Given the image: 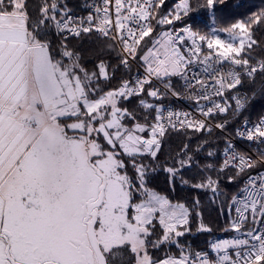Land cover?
Instances as JSON below:
<instances>
[{"label": "snow or ice", "instance_id": "6c2138e0", "mask_svg": "<svg viewBox=\"0 0 264 264\" xmlns=\"http://www.w3.org/2000/svg\"><path fill=\"white\" fill-rule=\"evenodd\" d=\"M227 6L93 0L78 16L67 0H0V264H264V112L251 119L264 104V57L253 55L264 9L208 32L184 23L198 11L215 22ZM93 33L96 49L69 43ZM106 51L118 65L98 59ZM133 61L136 74L109 87ZM229 112L239 123L218 164L211 149L209 162L196 160L208 140L160 161L170 132L223 133L230 121H211ZM161 171L166 191L151 184ZM225 177L243 182L229 195ZM177 180L209 191L234 234L202 250L181 243L194 221L198 233L213 229L198 197L173 200Z\"/></svg>", "mask_w": 264, "mask_h": 264}, {"label": "trees", "instance_id": "16d2710c", "mask_svg": "<svg viewBox=\"0 0 264 264\" xmlns=\"http://www.w3.org/2000/svg\"><path fill=\"white\" fill-rule=\"evenodd\" d=\"M92 0H67L68 6L73 9V11H83L86 5ZM176 0H166L167 7H171ZM227 8L223 11L217 13L215 22L211 17L204 11H198L190 14L189 18L185 19L184 23L191 24L195 29L200 30L201 32H208L211 28H221L233 23L237 20L245 19L247 16L251 15L253 12H259L261 9H264V0H227ZM167 8H165V11ZM177 27L180 25L177 24ZM254 37L259 44V47L254 48L253 55L257 58L264 57V25H258L255 28ZM222 38H224L222 36ZM55 39V38H54ZM70 45L83 49L85 52L91 49H96L102 46V42L99 38L93 33L91 36H82L79 39H70ZM98 59H104L108 61L111 65H118V51H106ZM94 61H89V67H92ZM138 63V62H137ZM137 68L132 65L130 72L125 71L123 67L118 68L115 72V78L108 85L109 87L118 86L121 79L130 78ZM174 86L179 90L180 81L173 80ZM261 84V77H257L256 84L253 86L256 89H259ZM249 85L245 84V89ZM136 104V100L132 99L130 104ZM264 111V104L258 103L252 111L251 119L256 118L261 112ZM247 115V113L245 114ZM230 119L231 117H227ZM243 119V117H241ZM239 123L238 120H231L229 124V130L232 131L233 128ZM191 140H188L183 134H178L170 132L163 142L162 150L159 154L160 161H165L170 155L179 151L184 143H190L191 148L195 149L197 144L201 141L208 140V145L203 149V151L196 154V160L200 164L209 162L206 159V153L209 149L214 150L217 155L211 158V162L219 163L221 161L220 150L223 148L225 136L217 131L213 130L212 134L209 136L207 133H189ZM197 172L196 166L193 165L191 169H186L183 173L185 178L191 179ZM231 174V173H229ZM243 179L233 183L231 185L227 184L226 177L222 179V189L227 191L229 195L236 190L237 187L242 184ZM151 184L157 187L159 190L166 191L168 190V177L162 171L157 173L151 179ZM173 200H178L187 203L189 206L192 205V202L195 198L200 200V211L203 213L204 222L209 224L213 231L209 233H198L196 231V223L193 222L192 233L187 235L181 240V243H190L193 249L202 250L206 249L208 243L211 240L221 237L223 235L229 234L231 232H225L223 229L228 225L229 217L227 212L221 214L220 208L217 203H213L210 199L211 193L206 190H196L191 188L188 185H181L179 181L176 182V189L174 193H170ZM223 199V197H221ZM173 251L175 249L173 248Z\"/></svg>", "mask_w": 264, "mask_h": 264}, {"label": "built area", "instance_id": "2783aa9c", "mask_svg": "<svg viewBox=\"0 0 264 264\" xmlns=\"http://www.w3.org/2000/svg\"><path fill=\"white\" fill-rule=\"evenodd\" d=\"M93 2V0L92 1H90L87 5H89V4H91ZM87 5H86V7H85V9L83 10V11H73V14L74 15H78V16H86L87 14H88V11L90 10L88 7H87ZM95 34V33H94ZM96 35V34H95ZM97 36V35H96ZM132 65H134L137 69H138V63L137 62H135V61H133V62H131V66ZM136 72H137V70L135 71V73L132 75V76H134L135 74H136ZM159 86V85H158ZM180 86H181V81H180ZM165 103H168V101H165ZM171 106L172 107H174V108H177V109H185V110H187V109H189V102L188 101H186V100H182V99H178V98H174L172 101H171ZM264 112V111H263ZM227 117H231L230 119H228ZM234 118H233V116H232V113L231 112H229L228 114H226V115H224V114H222V115H219V116H217V117H215V119L214 120H212L211 122L213 123V124H215V123H218V122H223V121H225V120H227V121H231V120H233ZM255 119L256 118H254V119H252L253 121H255ZM230 124V123H229ZM238 124V123H237ZM237 126V125H236ZM235 126V127H236ZM229 127V126H228ZM226 128L225 129V131L222 133L220 130H218V129H214V130H217V131H219V132H221L224 136H226L227 134H230V133H232L233 132V130H234V128H233V130L232 131H230L229 130V128ZM224 147H225V145L223 146V148H221V150H220V156H221V160L223 159V149H224ZM252 147H255V145H251V146H249L247 143H245V142H238L237 143V148L238 149H240V150H243V151H250V148H252ZM234 233H229V234H226V235H223V236H221V237H217L216 239H224V238H227V237H230V236H232Z\"/></svg>", "mask_w": 264, "mask_h": 264}]
</instances>
